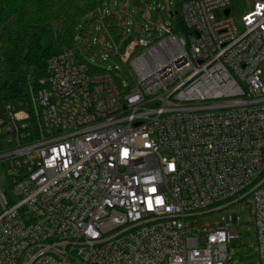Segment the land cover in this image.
I'll return each instance as SVG.
<instances>
[{
	"label": "built area",
	"instance_id": "2783aa9c",
	"mask_svg": "<svg viewBox=\"0 0 264 264\" xmlns=\"http://www.w3.org/2000/svg\"><path fill=\"white\" fill-rule=\"evenodd\" d=\"M227 9L126 45L130 87L66 51L0 101V264H226L238 215L198 218L239 202L264 264V0Z\"/></svg>",
	"mask_w": 264,
	"mask_h": 264
},
{
	"label": "trees",
	"instance_id": "16d2710c",
	"mask_svg": "<svg viewBox=\"0 0 264 264\" xmlns=\"http://www.w3.org/2000/svg\"><path fill=\"white\" fill-rule=\"evenodd\" d=\"M102 3L103 0H0V101L24 98L29 85L35 86L47 77L48 58L71 51L78 59L76 26L82 21L80 37L84 42L87 17H95ZM181 4L174 14V24L169 26L174 35L186 34ZM102 27L112 43L121 45V53L131 41L140 38H124L113 15L103 17Z\"/></svg>",
	"mask_w": 264,
	"mask_h": 264
},
{
	"label": "rangeland",
	"instance_id": "374dc122",
	"mask_svg": "<svg viewBox=\"0 0 264 264\" xmlns=\"http://www.w3.org/2000/svg\"><path fill=\"white\" fill-rule=\"evenodd\" d=\"M184 0H103L101 11L95 16H88V29L82 43L79 22L75 30V49L78 61L89 65L95 71H110L118 82L130 87L131 79L127 65L119 59L120 46L115 52L116 44H112L103 26L105 12L111 13L123 30L124 38L139 36L148 40H157L164 36V27L174 24L175 13L179 12L180 3ZM252 0H229L230 15L234 23L239 26V17L247 11ZM98 40V44L95 41ZM114 47V48H113ZM113 68H116V72ZM264 81V67L261 68ZM1 85V68H0ZM2 170L0 169V184L4 188ZM7 191L6 193H8ZM238 215V241L228 245L227 253L230 260L226 264H259L257 255L256 237L252 224V217L244 202L232 204L220 212L199 217L203 224L213 226L222 224L225 214Z\"/></svg>",
	"mask_w": 264,
	"mask_h": 264
},
{
	"label": "water",
	"instance_id": "95a60500",
	"mask_svg": "<svg viewBox=\"0 0 264 264\" xmlns=\"http://www.w3.org/2000/svg\"><path fill=\"white\" fill-rule=\"evenodd\" d=\"M229 13V9H227L226 11H225V14L227 15Z\"/></svg>",
	"mask_w": 264,
	"mask_h": 264
}]
</instances>
